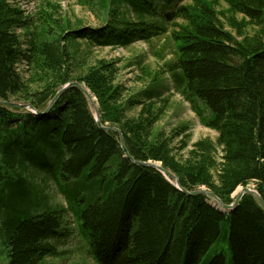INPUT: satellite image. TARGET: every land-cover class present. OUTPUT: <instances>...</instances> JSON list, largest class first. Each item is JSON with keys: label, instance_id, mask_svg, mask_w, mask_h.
Here are the masks:
<instances>
[{"label": "trees", "instance_id": "trees-1", "mask_svg": "<svg viewBox=\"0 0 264 264\" xmlns=\"http://www.w3.org/2000/svg\"><path fill=\"white\" fill-rule=\"evenodd\" d=\"M165 1H175V10L164 13L163 25L138 31L128 26L136 21L111 23L130 12L117 15L110 0H97V8L90 4L94 0L81 2L101 17L97 27L71 20L54 0H40L28 17L17 0H0V99L41 112L0 104L5 264H44L58 255L70 233L64 226L68 209L96 264H264V210L251 195L222 210L204 193L188 195L174 185L175 176L187 191L203 186L229 204L237 187L252 182L264 200V0ZM219 2L223 10L217 9ZM166 24L172 27V58L159 71L137 62V80L144 86L136 93L116 81L115 60L89 62L79 42L126 46L166 33ZM20 61L27 66L23 77L14 70ZM72 81L95 97L101 125L118 131L98 127L76 86L60 93L45 112ZM176 93L202 126L217 133L198 139L186 154L185 128L154 129ZM120 136L131 159L158 162L166 172L125 157ZM25 168L57 182L59 177L75 182L85 171L91 195L77 201L85 205L66 200V208H49ZM59 188L64 197L71 191L62 183ZM221 242L229 258L223 251L207 255Z\"/></svg>", "mask_w": 264, "mask_h": 264}, {"label": "rangeland", "instance_id": "rangeland-1", "mask_svg": "<svg viewBox=\"0 0 264 264\" xmlns=\"http://www.w3.org/2000/svg\"><path fill=\"white\" fill-rule=\"evenodd\" d=\"M39 1L40 0H18L23 13L27 17L33 16L35 14L39 6ZM110 1H113V3L117 4L115 7L116 10L115 13L117 15L123 16L125 9H127L130 12V13H126V16L124 17L125 20L120 18H118L119 19L118 20L116 17H113L111 23L126 26L128 25L127 24L128 21H136L137 24L135 25L130 24L128 26L131 27L134 26L138 29V31L146 28H150V30H153V28L150 27L149 24L152 23V24L161 25L162 24L161 22L164 20V13L170 11L171 9L172 11L175 10V1L172 2H167L165 0H110ZM54 2L58 3L61 6L62 9L61 13L68 16L71 20H80L81 23L84 25V27L86 26L97 27L98 24H101L100 23L101 17H96V15L93 13L94 9L90 8L85 4H81L82 0H54ZM94 2L95 4L93 3L90 4H92L94 8H97L98 6L97 0H94ZM124 2L129 3V5L126 6ZM184 3H187V1H184L181 4ZM224 8H225V4L223 2H219L217 9L223 10ZM105 21L107 20H106V16L104 15L102 16V24ZM141 21H144L145 23L141 24L140 23ZM171 28L172 27L170 24H166V30H167L166 33L155 35L149 40H135L126 46L97 47V46L89 45L84 40H80L79 42L83 50L82 52L87 53V57H86L87 61L95 62L100 59L110 60V61L115 60L119 68V71L116 76V81L122 84L125 88H127L128 92L136 93L144 86V82H142L139 79L137 80V76H138L137 74H139V71L136 67L137 62H141L142 65L149 66L153 71H159V69L162 68L164 62L172 58L170 52L172 51L173 46L171 40L169 39V31L171 30ZM226 29L229 28L226 27ZM248 31L250 30L248 29ZM16 32H22V31L21 29L16 28ZM23 67H24L23 62L15 64L14 67V70L22 77L26 76V73L23 72ZM164 78L168 79L167 75H164ZM85 97L87 98L86 95ZM87 101H88L87 107L95 117V112H96L95 110L97 108L95 97L90 93V98H87ZM20 108L25 109L24 107H20ZM138 108L139 107H136V109ZM132 114H134L133 111L129 113V115ZM177 127L186 129V131H184V135L187 136V145L182 150V153L184 154L187 153L189 148H191L192 144L196 142L198 139L205 137L214 139L217 134L214 130L202 126L198 118L194 114V112L191 110L188 101L184 100L180 95L176 93L173 95L170 102V106L165 112V115L161 118L160 121H158L154 129L156 131L163 130L166 133H169L170 130H173L174 128ZM180 138L181 135L180 137H177L174 140L173 144L177 145ZM183 138L185 139L184 136ZM216 159L218 162L222 160V152L220 150L216 154ZM32 170L33 169L25 168L24 173L27 174L26 178L30 182L34 183L36 189L43 190L42 191L43 200L45 199L47 206H49V208H66L68 203L73 206L76 203H80L77 201L86 200L91 195V189L88 188V186H90L89 182L92 179L87 178V176L85 175V171L75 178L76 179L75 182H70L71 180H74L72 178H69L68 180L66 179L62 180L61 177H59L58 179L59 181L57 182L55 178L47 176L43 171L40 170L39 171L33 170V173L28 175V173H31ZM59 183L71 187L70 188L71 191L68 193L66 197H64V195L60 191ZM102 183H104V181ZM112 183H114V181H112ZM249 186L254 189V184L252 182H250ZM240 187H237L230 194L231 198H235V196L239 193ZM200 188H204V187L202 186ZM66 200L68 201V203L66 202ZM80 204L85 205L86 203L82 202ZM64 222H65L64 226L67 227L70 231L69 235L63 241V243L65 244L60 247L61 252L58 255L45 259L44 264H96L88 253L87 237H84L79 232L76 225L77 223L74 221V218L69 209L65 214ZM226 235H227L226 231H224L223 233L224 239L226 238ZM222 251L226 254L227 258H229L226 242H221L219 245L218 243L214 244L208 250L207 255L211 256ZM0 264H5V262L3 260H0Z\"/></svg>", "mask_w": 264, "mask_h": 264}, {"label": "water", "instance_id": "water-1", "mask_svg": "<svg viewBox=\"0 0 264 264\" xmlns=\"http://www.w3.org/2000/svg\"><path fill=\"white\" fill-rule=\"evenodd\" d=\"M71 86H76L78 87L86 96L87 98H90V93L89 91L79 82L77 81H72V82H68L65 85H63V87L58 90V92L55 94L54 98L52 99V101L49 103V105L47 106L46 110L48 109V107L52 104V102L60 95V93H62L64 90H66L68 87ZM0 104L1 105H5V106H20V107H24L27 108L29 110H32L34 113H41L38 112L31 104H18V103H14L8 100H2L0 99ZM95 119H96V123L98 125L99 128L107 130V129H112V130H117L114 127H106L101 125L100 120H99V112L96 108L95 110ZM118 131V130H117ZM120 143H121V149L124 153V155L127 158L131 157L129 156L126 147L124 146L123 140H122V136H120ZM134 163L136 164H144V165H150L155 167L156 169L162 171V172H166L163 167L160 165V163L158 162H153V161H136L131 159ZM174 185L181 191H183L184 193L188 194V195H195L198 193H204L212 202L213 204H216L220 209L222 210H232L234 209L240 202L241 197L244 194H249L253 197V199L255 200V202L260 206L261 209L264 210V200L263 198L260 196V194L253 188H251L250 186H245V187H240L239 193L235 196V198L233 199V201L229 204H225L223 203L213 192L207 190L205 187L204 188H198L195 190H191V191H187L186 189H184L183 187H181V185L179 184L178 179L174 176Z\"/></svg>", "mask_w": 264, "mask_h": 264}, {"label": "bare ground", "instance_id": "bare-ground-1", "mask_svg": "<svg viewBox=\"0 0 264 264\" xmlns=\"http://www.w3.org/2000/svg\"><path fill=\"white\" fill-rule=\"evenodd\" d=\"M51 101H52V100H51ZM51 101H50V102H51ZM50 102H49V103H50ZM53 102H54V101H53ZM53 102H52V103H53ZM48 105H49V104H48ZM51 105H52V104H51ZM51 105H50V106H51ZM50 106H49V107H50ZM49 107H48V108H49ZM18 116H19V115H18ZM62 212H63V211H62ZM78 220H79V219H78ZM78 225H79V224H78ZM81 225H82V224H81ZM81 225H80V226H81ZM80 226H79V227H80ZM221 226H222V225H221ZM223 226H224V224H223ZM223 226H222V227H223ZM79 229H80V228H79ZM84 235H85V234H84Z\"/></svg>", "mask_w": 264, "mask_h": 264}]
</instances>
